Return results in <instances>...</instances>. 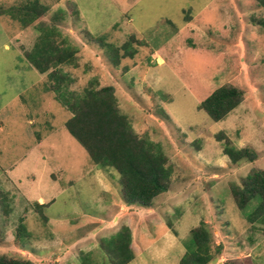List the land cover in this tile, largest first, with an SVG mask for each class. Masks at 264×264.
Returning <instances> with one entry per match:
<instances>
[{
    "label": "rangeland",
    "instance_id": "obj_1",
    "mask_svg": "<svg viewBox=\"0 0 264 264\" xmlns=\"http://www.w3.org/2000/svg\"><path fill=\"white\" fill-rule=\"evenodd\" d=\"M32 2L43 10L24 26L14 17ZM49 28L77 50V67H61L69 90L112 86L131 131L168 158L169 190L151 208L125 206L118 175L94 166L66 131L70 113L25 58ZM130 35L142 45L116 68L87 44L104 37L120 46ZM222 85L242 90L243 101L213 122L198 105ZM225 140L257 159L231 165ZM252 171L264 172V9L256 2L0 0V256L111 264L102 241L128 227V264H178L192 246L189 231L204 223L213 246L222 245L210 264H264V226L247 220L258 200L239 210L231 195Z\"/></svg>",
    "mask_w": 264,
    "mask_h": 264
},
{
    "label": "trees",
    "instance_id": "obj_2",
    "mask_svg": "<svg viewBox=\"0 0 264 264\" xmlns=\"http://www.w3.org/2000/svg\"><path fill=\"white\" fill-rule=\"evenodd\" d=\"M264 9V0H252ZM43 10L36 2L28 3L18 9L14 19L22 25L30 24ZM53 28L45 29L42 36L30 52L25 53L26 60L40 74H47L50 85L48 90L71 117L64 127L68 134L84 149L92 164L98 169H111L118 175L119 195L127 207L151 208L154 199L169 190L172 179V167L159 144L140 138L131 131L128 118L123 115L112 86H97L90 81L81 93L69 90L70 76L61 67H77V50L63 43H57ZM96 42L104 51L111 66L118 67L122 59H132L136 53L133 45H142V41L130 35L120 46L107 43L104 37L88 40ZM98 87V88H97ZM242 90L232 85H222L213 90L198 105L213 122L225 119L243 101ZM217 141L224 137L215 136ZM223 154L231 165L252 163L257 159L251 147L237 149L228 140L223 143ZM235 206L243 210L254 199L258 203L247 216L250 223L264 226V172H250L239 185L231 187ZM3 200L6 201L5 197ZM45 204L36 202L38 209ZM7 212L9 209L7 208ZM21 237L26 231H21ZM18 232V233H19ZM191 247H187L178 264H210L222 252V245L214 247L212 237L204 223L189 231ZM132 236L128 227H122L115 235L102 241V249L111 264H128L134 259L131 248ZM105 245L107 247H105ZM0 264H33L29 259H17L0 256ZM230 264V263H229Z\"/></svg>",
    "mask_w": 264,
    "mask_h": 264
},
{
    "label": "crops",
    "instance_id": "obj_3",
    "mask_svg": "<svg viewBox=\"0 0 264 264\" xmlns=\"http://www.w3.org/2000/svg\"><path fill=\"white\" fill-rule=\"evenodd\" d=\"M38 201L43 202V200L41 198Z\"/></svg>",
    "mask_w": 264,
    "mask_h": 264
}]
</instances>
